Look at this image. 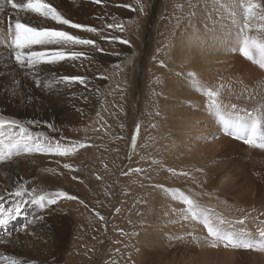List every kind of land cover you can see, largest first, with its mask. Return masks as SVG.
<instances>
[{
  "label": "rangeland",
  "instance_id": "1",
  "mask_svg": "<svg viewBox=\"0 0 264 264\" xmlns=\"http://www.w3.org/2000/svg\"><path fill=\"white\" fill-rule=\"evenodd\" d=\"M75 1L79 5H83L82 3L87 4L90 10H85L81 15L78 13L77 17L80 15V19H73L74 21L104 28V31L100 33H87L78 29L66 30L73 35L96 41L97 45L103 49L100 52L90 46H76V50L83 49L89 53V59L86 60H90L87 63L91 71L89 74L85 72L88 82L91 79V81L100 84L99 86L97 84L92 86L88 83V86L84 87L79 83L70 86L53 83L52 81L56 79L48 81V83L46 80H40L49 84V86H43L45 89L52 91V88H55L54 91L57 92L56 100L51 102L54 107L59 108L57 114L61 119L69 122L68 127L57 131V135L54 137L64 136L68 140H87L93 146L80 149L71 157L45 155L49 156V159L44 162L47 167H40L38 171L34 172V175L32 174L27 178V182L32 183L34 181V183L29 185L25 183L28 187L39 186L41 189L46 188L45 190H63L77 196L78 199L75 201L62 199L57 205L44 210H41L38 205L32 202H26L21 209L23 215L11 221L13 227L6 228L10 230V237H14L16 232L22 233L24 231L25 237L23 239L26 238L24 241L27 243H25L27 248L20 250L21 248L17 247L13 252L9 251L8 260L0 259V263L9 264V261L16 260L18 264H197V261L203 259L198 253L191 254L192 258L196 257L197 261H195L188 260L186 254L181 252L183 251L184 239L187 240V242L185 241L186 247H194L195 251L204 248L203 251L208 253L210 250L209 254L206 253L208 255L206 258V255H204V263H215V257H212V255L216 254L219 247H211L209 242L204 239L207 235L206 229L202 224L191 220L184 221L192 225L187 230L188 232L178 226L179 230L168 229L166 234L162 233L163 239L159 242L162 248L156 253H149L147 255L148 261L143 262L139 257L141 240L147 233V225H151V215L153 214L144 198L147 199L153 189H160L153 187V185H163L165 188L166 186H172L173 189H180L186 194L214 192L219 200L200 196L198 197L200 203L215 208L218 212L224 213L225 216L233 220L239 219L246 213V210L239 212L238 207L234 211V206L237 205L232 204L234 201L230 194L231 198H227L226 194L221 195L216 192V186H206L205 182L208 177L204 180L194 166L189 165L188 162H169L167 157H164L165 136L159 134V131L162 132L160 120L150 117L148 112L147 105L151 99V94L153 95L155 90L151 94L150 91L154 87L159 74V66L152 65V62L154 60L153 56L156 57L154 62L160 58L159 53L156 51L160 48L159 44L162 42H160V39L171 38V31L174 28L176 29L177 25L183 18L185 19L189 11L197 6L196 3L200 0H141L144 6L143 12H140L136 0H105L103 6L91 3V0ZM122 5H131L136 11ZM178 5L181 7H178ZM34 21L39 23L37 20ZM108 23L123 24L125 30L120 32L118 29H107L105 26ZM154 30L153 35L152 31ZM159 30H162V32ZM102 36L109 38L119 36L130 43L122 44L119 41L102 39ZM143 43H155V47L150 56V62L147 61L148 63L145 64L147 83L145 101L147 104L140 107L137 84L129 77L132 76L135 64L140 57L144 47ZM121 45L124 47L126 45L127 48L122 51L120 50ZM113 58H116V60ZM82 61H85V59L76 61L75 66L74 63L71 65L72 69L75 70V73L72 72L73 75L83 76L77 72L84 71L79 68ZM247 61L253 64L251 61ZM51 65L53 64L48 66ZM5 68L8 67L0 64L1 71H4ZM69 68V65L67 68L59 66L56 70L60 74L59 71ZM261 70L264 71V69ZM28 72L30 73H21V83L35 84L33 72L31 70H28ZM57 72L55 74L61 76ZM66 73L71 72L67 71ZM102 75L107 79L99 78ZM17 92L20 91H13L15 97ZM88 98L93 99V101H89L90 106L86 105ZM3 103L0 100V108H3ZM61 109L65 110L61 111ZM86 112L90 118H88ZM97 113L100 115L97 116ZM156 113L161 114V110L153 111L155 117L158 116ZM13 114L10 113L9 116L12 117ZM145 115L149 117L145 119ZM137 123L140 124V132L135 149H133L131 137L135 132ZM141 134L143 139H140ZM54 157L56 158L53 159ZM57 161L60 163L58 164ZM63 163L73 164L74 167L78 168V171L71 172L64 169L62 167ZM49 168L54 169L55 173L43 171ZM130 168H143L148 171L145 174H122ZM169 168L175 169L177 172L187 171L190 176L173 175L168 171ZM45 176L51 179L50 183L37 182ZM72 176H77L78 179L73 180ZM97 176L101 179H97ZM242 176L245 179V174L242 173ZM185 180H191L192 183L186 185ZM236 186H239L240 190L245 189L240 184ZM161 192H164V190H161ZM165 194L168 198H171L169 193L166 192ZM80 200H83L84 204H81ZM169 201L170 206L165 216L168 217L166 218L167 221L169 219L171 221V215H176L175 221L178 218L182 219L179 216L180 214L177 215L178 212L174 210L183 209L185 205L172 198ZM85 204L87 208L84 206ZM239 204L242 205L240 202ZM117 209L119 211H116ZM96 212H99L105 219L100 221L96 216ZM37 216H42L43 219H34ZM192 223L197 224L198 227ZM177 225H180V223L178 222ZM16 227H18V230ZM243 227L246 228V225ZM3 231H6L5 228H0V237L3 236ZM189 233H192V235H189ZM53 237H56L59 241L54 243ZM11 241L13 245L20 246V241H17V243L14 238ZM221 247L223 246L221 245ZM1 250L0 247V258H3L5 252L3 253V250ZM4 261L8 262L5 263ZM246 264L250 263L247 262Z\"/></svg>",
  "mask_w": 264,
  "mask_h": 264
},
{
  "label": "bare ground",
  "instance_id": "2",
  "mask_svg": "<svg viewBox=\"0 0 264 264\" xmlns=\"http://www.w3.org/2000/svg\"><path fill=\"white\" fill-rule=\"evenodd\" d=\"M51 2L54 6H58L66 18L71 19L73 22H76L73 19H80L81 13H84L85 10H90L87 4L82 3L83 5H79L75 0H51ZM196 4L197 6L189 11L185 19L183 18L177 25L176 29L174 28L175 31H173L174 29L171 31V38L160 39V42L162 41L159 44L160 49H162L159 53L160 58L152 62V65L159 66V74L154 87L150 91L151 94L155 90L154 94H151V99L147 105L148 112L150 117L160 120L162 132L159 131V134L161 136L164 134L165 136L164 157H167L169 162H188L196 170H202L197 172L204 180L208 177L205 182L206 186H216V189H214L217 190V193L219 192L221 195L226 194L227 198L231 196L234 201L232 204L237 205L234 206V211L238 207L239 210H246V213L251 214L245 225L248 228L247 230L255 234L257 232V223L254 218L259 217L264 220V216L260 215L261 212H264V149L252 147L240 140L224 135L219 129L217 118L208 112V98L193 85L191 79H186L185 77L188 72H195L196 79L205 87L223 84L224 88L221 89L219 97L223 103L228 105L235 103L239 107L252 109L254 106L264 103V71L256 64L249 63L241 55L230 51L232 44L235 43L232 33L236 29L232 24L231 17L235 0H200ZM78 13L80 15L77 17ZM21 15L24 14L21 13ZM10 16H15L14 10L10 6L0 2V29L6 30V21ZM28 19L33 23H36L34 20L39 21V23L42 22V18L35 14H29ZM236 19L238 21L239 16ZM45 26L73 31L69 26L57 25L54 21H47ZM159 31L162 32V30ZM154 32L155 30L152 31L153 35ZM250 34L255 35V33ZM154 44L143 43L144 47H141L140 57L135 64L132 76L130 75L129 77L137 84L140 107L147 104L145 101L147 92L145 64L150 59L155 47ZM165 45L168 47L165 48ZM120 48V50L124 51L127 47L126 45L125 47L121 45ZM7 52L0 45V64L8 67L4 71L0 69V100L4 102L3 108H0V116H3L5 119H18L25 123L32 119L39 122L33 126L34 131H42L46 135L51 136L57 135V131H51L45 122L49 121L48 124H53L58 131L66 129L69 122L61 119L57 114L59 108L54 107L52 103L56 100L55 97L57 96V92L54 91L55 88H52L51 91L45 89L43 86L36 87L34 83H21V73L24 72L26 74L30 72L28 70H18V66L10 59V54H6ZM113 59L116 60V58ZM160 60H164L167 66L161 67L159 64ZM87 61L89 62L90 60L81 62L79 68L84 71L81 73L77 71L78 74H82L83 76H85V72L89 74L91 70ZM73 63L75 66L76 61H65L51 66L42 65L39 69L42 77L39 76V78L46 80L47 83L48 81L57 79L59 76L55 74L57 72L56 68L59 66L67 68L68 65L70 66L69 69L59 71L60 74L57 73L58 75H73L75 73V70L71 66ZM67 71L71 73H66ZM52 82L54 83L55 81ZM88 83L92 84V86H96V84L99 86L100 84L99 82L91 81V79ZM17 90L20 92H17L15 97L13 91ZM249 93L252 94L253 99H248ZM86 101H88V103L86 102L88 106L89 101H93V99L88 98ZM157 109L161 110V114L156 113L158 116L155 117L153 111ZM64 110L61 109V111ZM10 113H14V116L10 117ZM86 114L87 116L89 115L87 112ZM147 117L149 116L145 115V119ZM213 137L215 138L213 139ZM140 139H143L142 134ZM47 159H49V156L35 154L28 157H15L9 163H0V192H4L6 189L13 190L14 181L23 180L27 185L34 183V181L32 183L30 181L27 182V178L32 174L34 175V172L38 171L40 167H47L44 164ZM242 173L243 175L245 174V179ZM242 179L244 180L242 181ZM50 180L49 177L45 176L37 182L41 181L46 184L50 183ZM191 183V180L185 182L186 185ZM237 184H240L245 189L240 190L239 186H236ZM166 188L173 189L172 186H166ZM161 190L153 189L148 198H144L153 214L151 215V225H147V233L142 238L139 248V257L143 262L149 260L147 256L149 253H156V251L158 252L162 248L160 247L161 243H159L163 239L162 233L166 234L168 229L179 230L178 226L187 231L192 226L184 222L187 220L181 218L175 221L176 215H171V221L170 219L167 221L166 218L168 217L165 216L170 206L168 202H170L169 199L171 198H168L165 194L166 192H161ZM176 214L178 215V213ZM173 222H179L180 225ZM194 225L198 227L197 224ZM11 226L13 227L11 221L7 225L0 226V228H5L6 230L3 231L4 234L0 237V247L3 253L5 252L6 257L9 251L13 252L17 247H20V250L27 248L24 241L26 238L23 239L25 237L24 231L22 233L14 232V237H10L11 233L7 228L9 229ZM16 228L18 230V227ZM13 238L16 242L20 241V246L12 244L11 240ZM57 241L59 240L53 237V242ZM185 241L187 242V240H183V251L181 252L186 254L188 260L197 261L196 257L192 258L191 254L198 253L203 259L199 261L200 263L197 261V264H209L204 263V260L210 250H206L208 253L203 251L204 248H202L203 250L195 251L194 247H186ZM23 252L22 254L25 253ZM24 255L27 256V254ZM204 255H206L205 258ZM214 255L212 257H215L214 261L216 264L264 263V251L259 250H238L220 246ZM4 262L7 263L8 261Z\"/></svg>",
  "mask_w": 264,
  "mask_h": 264
},
{
  "label": "snow or ice",
  "instance_id": "3",
  "mask_svg": "<svg viewBox=\"0 0 264 264\" xmlns=\"http://www.w3.org/2000/svg\"><path fill=\"white\" fill-rule=\"evenodd\" d=\"M0 2L10 6L15 12V16H10L6 21V30L0 29V45L10 53V59L16 66L21 70L33 72L36 87L49 86L39 78V69L42 65L89 59V53L83 49L76 50V46H90L96 48L97 51H103L92 39L73 35L66 30L45 26L47 21H54L57 25H67L72 29L87 33L104 31V28L73 22L66 18L51 0H0ZM91 3L103 6L105 0H91ZM136 4L139 5L140 12H143L144 6L141 0H136ZM122 6L136 11L131 5ZM178 7L181 6L178 5ZM29 14H35L42 18V22L33 23L28 19ZM237 16H239L238 21ZM231 17L236 30L232 33L235 43L232 44L230 51L243 56L253 64L258 65L260 69H264V0H235ZM105 27L118 29L120 32L125 30L123 24L108 23ZM250 33H255V35ZM101 38L119 41L122 44L130 43L119 36L110 38L102 36ZM164 47L167 48L168 46L165 45ZM156 51L160 53L162 49L158 48ZM165 54L167 55V53ZM153 59L155 60L156 57L153 56ZM159 64L161 67L167 66L164 60H160ZM99 78L107 79L104 76ZM185 78L191 79L193 85L208 98V112L217 118L219 129L224 135L240 140L252 147L264 149V103L254 106L252 109L239 107L235 103L228 105L219 99L221 89L224 88L223 84L205 87L196 79L195 72H188ZM55 83L69 86L79 83L81 86L87 87L88 78L80 75H61L55 80ZM253 98L252 94L249 93L248 99ZM99 115L97 113V116ZM37 123L39 122L34 120L25 123L18 119H5L0 116V163H9L15 157H28L35 154L71 157L80 149L93 146L87 140H68L64 136L57 138L46 135L42 131H34L33 126ZM45 123L51 131H58L53 124ZM139 132L140 124L137 123L135 132L131 137L133 149H135ZM57 163L60 162L57 161ZM62 167L71 172L78 171V168L71 163H63ZM43 171L55 173V170L51 168ZM147 171L143 168H130L122 174H145ZM168 171L173 175L190 176L187 171L177 172L172 168H169ZM197 171L202 170L198 169ZM72 179L77 180L78 177L72 176ZM97 179H101V177L97 176ZM13 187L14 190L6 189L4 192H0V226L7 225L20 216L22 206L26 202H32L44 210L57 205L62 199L70 201L78 199L77 196L63 190H45L38 186L28 187L23 180L14 181ZM153 187L164 190L170 194L172 199L185 205L183 209H175L174 211L178 212L184 220L202 224L207 231L204 239L209 242L211 247L217 248L222 245L224 248L264 251V220L259 217L254 218L257 223V232L254 234L243 227L249 219L250 213H245L239 219L233 220L215 208L200 203L198 199L200 196L219 200L214 192L186 194L180 189H167L163 185H153ZM80 203L84 204V201L80 200ZM84 206L87 208L86 204ZM260 215L264 216V212H261ZM96 216L100 221L105 219L99 212H96ZM34 219L42 220L43 217L37 216ZM0 259L8 260V257ZM9 264H18V261L11 260Z\"/></svg>",
  "mask_w": 264,
  "mask_h": 264
}]
</instances>
